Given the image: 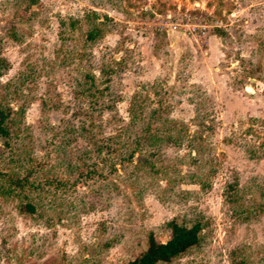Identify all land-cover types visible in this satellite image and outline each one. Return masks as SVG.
<instances>
[{
  "label": "rangeland",
  "instance_id": "obj_1",
  "mask_svg": "<svg viewBox=\"0 0 264 264\" xmlns=\"http://www.w3.org/2000/svg\"><path fill=\"white\" fill-rule=\"evenodd\" d=\"M0 105V264H264V0H0Z\"/></svg>",
  "mask_w": 264,
  "mask_h": 264
},
{
  "label": "trees",
  "instance_id": "obj_2",
  "mask_svg": "<svg viewBox=\"0 0 264 264\" xmlns=\"http://www.w3.org/2000/svg\"><path fill=\"white\" fill-rule=\"evenodd\" d=\"M101 25L102 22L92 20V25H90L86 33V39H94L96 35L101 33ZM108 71L110 70L108 69ZM83 83L86 85L84 86L86 91L87 89L90 91L92 89L91 87L99 89L93 73H86ZM11 113L12 108L10 106L0 105V136H7L9 134ZM158 133L148 132V141L152 144L157 143L160 136ZM165 136L169 139L172 137V134L168 131L165 132ZM233 187L231 188L233 189ZM24 206L25 210L30 213L36 211V203L30 198L24 201ZM202 220L201 216L195 217L191 223H187L177 217L166 220L165 225L169 229V236L165 240L158 239L155 233L150 230L147 233L146 246L138 254L125 260L121 264H160L171 261L173 258L185 253L188 249L200 243L201 230L204 226L203 224H205ZM194 264L202 263L195 262Z\"/></svg>",
  "mask_w": 264,
  "mask_h": 264
},
{
  "label": "built area",
  "instance_id": "obj_3",
  "mask_svg": "<svg viewBox=\"0 0 264 264\" xmlns=\"http://www.w3.org/2000/svg\"><path fill=\"white\" fill-rule=\"evenodd\" d=\"M171 14H167V17H170ZM169 25H172L173 28H176L178 26H182V31L185 32V33H191L193 30L191 27H196L192 21L188 18L187 14H182V16H178V20H171L170 21V24Z\"/></svg>",
  "mask_w": 264,
  "mask_h": 264
},
{
  "label": "water",
  "instance_id": "obj_4",
  "mask_svg": "<svg viewBox=\"0 0 264 264\" xmlns=\"http://www.w3.org/2000/svg\"><path fill=\"white\" fill-rule=\"evenodd\" d=\"M172 2L174 3V0H172Z\"/></svg>",
  "mask_w": 264,
  "mask_h": 264
}]
</instances>
